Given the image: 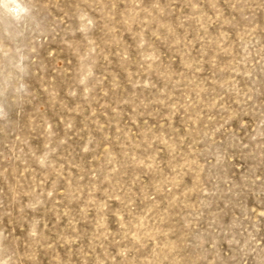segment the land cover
<instances>
[{"label":"rangeland","instance_id":"374dc122","mask_svg":"<svg viewBox=\"0 0 264 264\" xmlns=\"http://www.w3.org/2000/svg\"><path fill=\"white\" fill-rule=\"evenodd\" d=\"M0 264H264V0H0Z\"/></svg>","mask_w":264,"mask_h":264}]
</instances>
